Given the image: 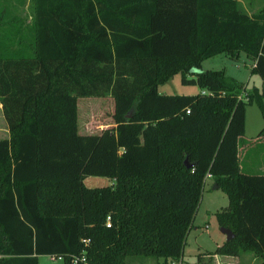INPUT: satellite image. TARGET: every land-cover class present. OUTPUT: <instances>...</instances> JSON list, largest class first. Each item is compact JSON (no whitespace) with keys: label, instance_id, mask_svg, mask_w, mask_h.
<instances>
[{"label":"trees","instance_id":"1","mask_svg":"<svg viewBox=\"0 0 264 264\" xmlns=\"http://www.w3.org/2000/svg\"><path fill=\"white\" fill-rule=\"evenodd\" d=\"M30 1L28 37L0 7V31L11 27L0 32V264H38L40 255L62 264L178 261L206 174L227 197L215 220L233 234L211 253L251 252L264 264V173L242 172L237 154L252 102L264 135L263 88L199 69L202 59L243 52L264 82V7ZM175 74L202 92L158 93ZM105 96L113 125L79 134L77 98ZM86 176L114 181L87 187Z\"/></svg>","mask_w":264,"mask_h":264},{"label":"rangeland","instance_id":"2","mask_svg":"<svg viewBox=\"0 0 264 264\" xmlns=\"http://www.w3.org/2000/svg\"><path fill=\"white\" fill-rule=\"evenodd\" d=\"M7 0H0V7L5 5ZM10 5V14L17 16L19 21L11 27H18L25 37H28L27 25L31 15V1L21 0ZM242 9L248 14L258 11L264 7V0H238ZM19 3V4H18ZM8 11V12H9ZM7 20V17H4ZM9 24H4L2 30L6 35ZM6 30V31H5ZM3 33L2 31H0ZM7 36V35H6ZM10 47H16V38L10 41ZM251 61L243 52L236 57H230L220 53L199 62L200 70H223L224 73L246 85L259 87L261 81L255 74H250ZM260 90V88H259ZM196 85H184L180 83L179 74L173 75L166 82L158 86L160 94L191 95L200 92ZM264 103V98H263ZM112 100L105 97H78L76 100L77 131L79 134H96L101 129L113 125L111 119ZM262 126V119L255 103L245 107L244 132L238 143V161L242 172L250 174H262L264 171V135H258ZM7 137V128L3 119L0 105V139ZM246 139V140H245ZM244 146V149H242ZM114 179L104 176H86L83 184L87 187H100L113 183ZM213 189V190H212ZM226 195L210 185L201 191L199 203L193 217V224L196 226L186 237L182 248L180 262L168 260L163 262L161 258L153 257H132L130 264H216L212 259V251L215 246L224 241L220 227L215 220V213L220 211L226 204ZM224 208V207H223ZM217 262V260H216ZM38 264H62L59 259H51L48 255H40L37 258ZM217 264H260L259 259L251 252L240 254L238 257L223 258Z\"/></svg>","mask_w":264,"mask_h":264},{"label":"crops","instance_id":"3","mask_svg":"<svg viewBox=\"0 0 264 264\" xmlns=\"http://www.w3.org/2000/svg\"><path fill=\"white\" fill-rule=\"evenodd\" d=\"M12 2H14V1H11V0H7L6 2H5V5L3 6L5 9H7L8 11L10 10V5L12 4ZM15 2H19V3H21V0H15ZM18 3V4H19ZM12 16H14V15H12V14H10V11L8 12V14L5 16V17H7V19H9L10 17H12ZM17 17V16H16ZM18 18V17H17ZM16 23H18V21L16 22ZM257 76V75H256ZM258 77V76H257ZM259 78V77H258ZM260 80V79H259ZM261 81V80H260ZM257 87V86H256ZM258 88H264V82H262L261 81V85L258 87ZM200 92H202V90L200 91ZM244 121H245V116H244ZM245 128V127H244ZM244 132V131H243ZM243 136V134L241 135V137ZM262 136V135H261ZM246 140V139H245ZM242 149H244V146H243V148ZM262 173H264V171L262 172ZM208 185H210V189L212 188V185H213V183H212V179H211V177H207V176H205V178H204V180H203V189L204 188H207V186ZM202 189V190H203ZM218 189V188H217ZM213 190V189H212ZM226 204H224V206L223 207H225L226 205H227V199H226V202H225ZM222 207V208H223ZM195 228H196V226L193 224V221H192V226H191V228L189 229V231L187 232V235L192 231V230H195ZM222 234V233H221ZM187 235H186V237H187ZM223 236H224V234H222ZM224 239H225V236H224ZM218 246V245H217ZM216 247V246H215ZM230 257H232V258H236V257H238V256H225V255H220V254H212V259L214 260V262L217 264L218 263V261H223V258H224V261H225V259H228V258H230ZM181 258H182V255L180 256V258L178 259V262H180V260H181ZM216 260H217V262H216Z\"/></svg>","mask_w":264,"mask_h":264},{"label":"water","instance_id":"4","mask_svg":"<svg viewBox=\"0 0 264 264\" xmlns=\"http://www.w3.org/2000/svg\"><path fill=\"white\" fill-rule=\"evenodd\" d=\"M183 162H184V165H185L186 167H189V166H190L189 163L187 162V159H186V158L184 159ZM216 187H217L216 184L213 183L212 188H216ZM219 229H220V232H221L222 234H224V236H225V239H224V240H229V239L233 236V234L231 233V231L228 230L227 228H222V227H220Z\"/></svg>","mask_w":264,"mask_h":264},{"label":"built area","instance_id":"5","mask_svg":"<svg viewBox=\"0 0 264 264\" xmlns=\"http://www.w3.org/2000/svg\"><path fill=\"white\" fill-rule=\"evenodd\" d=\"M252 65V64H251ZM263 92H264V88H263ZM205 176H207V177H210V175L209 174H206ZM51 259H54L55 257H53V256H49ZM55 259H59V260H61V258L60 257H56Z\"/></svg>","mask_w":264,"mask_h":264}]
</instances>
